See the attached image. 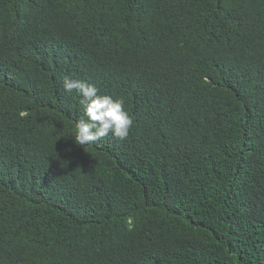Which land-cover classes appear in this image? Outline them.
Instances as JSON below:
<instances>
[{"label":"trees","instance_id":"16d2710c","mask_svg":"<svg viewBox=\"0 0 264 264\" xmlns=\"http://www.w3.org/2000/svg\"><path fill=\"white\" fill-rule=\"evenodd\" d=\"M0 264H264V0H0Z\"/></svg>","mask_w":264,"mask_h":264},{"label":"clouds","instance_id":"9594fccd","mask_svg":"<svg viewBox=\"0 0 264 264\" xmlns=\"http://www.w3.org/2000/svg\"><path fill=\"white\" fill-rule=\"evenodd\" d=\"M63 88L69 94L75 91L83 106V116L75 123L77 144L99 142L109 133L121 141L129 137L134 116L126 109L123 98L101 94L95 84L67 76L63 79Z\"/></svg>","mask_w":264,"mask_h":264}]
</instances>
